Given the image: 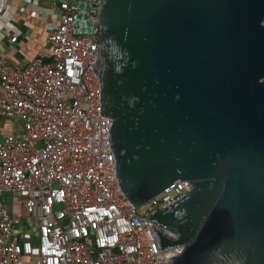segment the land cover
Returning <instances> with one entry per match:
<instances>
[{"label":"water","instance_id":"1","mask_svg":"<svg viewBox=\"0 0 264 264\" xmlns=\"http://www.w3.org/2000/svg\"><path fill=\"white\" fill-rule=\"evenodd\" d=\"M91 4L121 196L190 183L145 218L158 252L182 248L157 263L264 264V0H84L80 33Z\"/></svg>","mask_w":264,"mask_h":264},{"label":"built area","instance_id":"2","mask_svg":"<svg viewBox=\"0 0 264 264\" xmlns=\"http://www.w3.org/2000/svg\"><path fill=\"white\" fill-rule=\"evenodd\" d=\"M79 1L47 7L56 17L45 39L48 61L0 63V118L13 128L0 129V195L18 198L33 229L16 230L19 218L0 203V264L22 256L38 264H158L182 250L158 252L145 218L187 193L188 181L177 180L133 212L117 188L110 120L99 113L92 72L96 4L79 19L83 28L91 24L89 33H80Z\"/></svg>","mask_w":264,"mask_h":264},{"label":"crops","instance_id":"3","mask_svg":"<svg viewBox=\"0 0 264 264\" xmlns=\"http://www.w3.org/2000/svg\"><path fill=\"white\" fill-rule=\"evenodd\" d=\"M56 0H0V63L8 67H24L32 59L48 61L51 55L46 35L56 17L47 7ZM2 132L13 130L11 123L0 118ZM0 195L12 215L19 218L16 230H31L22 205L14 195ZM8 196V197H7ZM17 264H38L34 259L20 257Z\"/></svg>","mask_w":264,"mask_h":264},{"label":"rangeland","instance_id":"4","mask_svg":"<svg viewBox=\"0 0 264 264\" xmlns=\"http://www.w3.org/2000/svg\"><path fill=\"white\" fill-rule=\"evenodd\" d=\"M16 125H18V122L17 121H14ZM2 195V199H4L5 195L6 194H1ZM8 197V196H7ZM141 210V209H140Z\"/></svg>","mask_w":264,"mask_h":264}]
</instances>
